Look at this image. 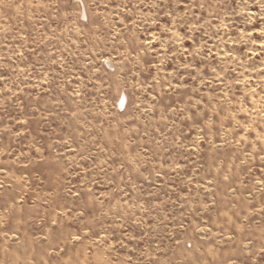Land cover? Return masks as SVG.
<instances>
[{
    "label": "rangeland",
    "instance_id": "374dc122",
    "mask_svg": "<svg viewBox=\"0 0 264 264\" xmlns=\"http://www.w3.org/2000/svg\"><path fill=\"white\" fill-rule=\"evenodd\" d=\"M0 264H264V0H0Z\"/></svg>",
    "mask_w": 264,
    "mask_h": 264
}]
</instances>
